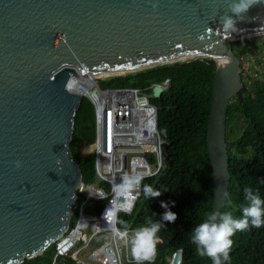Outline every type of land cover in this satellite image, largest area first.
<instances>
[{
	"label": "water",
	"instance_id": "water-1",
	"mask_svg": "<svg viewBox=\"0 0 264 264\" xmlns=\"http://www.w3.org/2000/svg\"><path fill=\"white\" fill-rule=\"evenodd\" d=\"M230 2L0 0V264L40 255L69 231L83 183L71 140L87 95L82 88L95 76L203 57L217 61L207 142L212 211L222 210L231 179L227 110L243 88L232 42L264 35V2L242 18L231 13ZM225 13L236 31L223 30ZM165 89L158 84L150 96ZM167 149L165 142L166 159Z\"/></svg>",
	"mask_w": 264,
	"mask_h": 264
},
{
	"label": "trees",
	"instance_id": "trees-1",
	"mask_svg": "<svg viewBox=\"0 0 264 264\" xmlns=\"http://www.w3.org/2000/svg\"><path fill=\"white\" fill-rule=\"evenodd\" d=\"M232 47L240 56L253 48L263 50L264 54V35L235 40ZM216 68V60L203 57L158 64L98 80L101 88L133 87L146 93H152L154 85L169 81L168 88L159 97L150 98L158 107V126L165 130L169 157L157 174L144 178L142 182V186L147 183L168 191L150 199L142 191L133 213L123 216L121 224L137 228L149 217L160 219L165 211L160 201L168 202L171 210L176 212V220L165 221L167 227L158 233L159 242L152 264H168L169 257L177 249L182 250L181 264H212L210 257L196 253L190 235L193 226L212 211L214 203L207 127ZM243 84L227 110L231 204L225 200L221 210H231L236 217L241 216V208L247 204L243 192L245 186L264 196V76L251 83L244 80ZM96 133L94 104L84 96L75 117L71 149L82 170L83 182L88 184L96 182L95 152L82 154L81 148L92 144ZM104 204L105 200H99L87 206L85 213L96 214ZM78 212L79 208L72 215L70 228L74 226ZM231 239L230 259L224 264H264V226L250 225L243 231H236ZM55 252L56 243H53L42 254L20 264H78L71 257L56 262Z\"/></svg>",
	"mask_w": 264,
	"mask_h": 264
},
{
	"label": "built area",
	"instance_id": "built-area-1",
	"mask_svg": "<svg viewBox=\"0 0 264 264\" xmlns=\"http://www.w3.org/2000/svg\"><path fill=\"white\" fill-rule=\"evenodd\" d=\"M258 50L253 48L240 56L243 81L251 83L264 76L263 54L258 55ZM253 64L258 66V72L253 69ZM168 82L161 85L167 89ZM85 94L91 97L95 108L97 133L93 151L96 182H100L101 187L84 182L79 186L84 197L78 205V216L74 226L56 243L55 256L71 257L78 264H138L131 250V239L138 227L121 224L123 216L133 213L143 181L140 188L133 190L130 199L128 196L121 198L130 211L122 210L112 220H106L103 213L113 195L114 182L110 175L118 176L116 171H119L121 178L124 173L139 167V170L143 169L139 173L146 178L157 174L164 166L162 146L166 142V133L158 126V107L150 101L152 93L140 92L133 87L96 86ZM152 144L156 147L154 151L145 150ZM97 193L105 198H99ZM99 200H105L103 208L96 214H86L85 208ZM181 261L182 250L177 249L169 257L168 264H181Z\"/></svg>",
	"mask_w": 264,
	"mask_h": 264
},
{
	"label": "clouds",
	"instance_id": "clouds-1",
	"mask_svg": "<svg viewBox=\"0 0 264 264\" xmlns=\"http://www.w3.org/2000/svg\"><path fill=\"white\" fill-rule=\"evenodd\" d=\"M257 2H264V0H231L228 7L236 17L242 18L243 14ZM221 21L225 32L236 31L235 20L232 15L225 13L221 17ZM164 158L163 154V164ZM15 163L17 167L20 166V161ZM143 179L144 176L141 173L132 171L124 173L119 183L112 184L113 195L109 201V206L103 213L106 220H112L122 210L130 211V207L121 198L131 195L133 190L140 188ZM142 191L143 195L150 199L160 196L162 191H168V189L156 188L145 183L142 186ZM243 192L247 204L241 208V216H234L231 210L211 211L204 220L191 229L190 240L196 245V253L200 256L210 257L212 264H224L230 259L229 253L233 243L231 237L236 231H243L250 225L256 228L264 226V196H261L258 190L253 191V188L248 186L244 187ZM96 195L101 199L105 198L99 193ZM225 198L228 204H231L227 192H225ZM171 203L174 204L175 201ZM160 206L165 209L160 219L147 218L146 222L139 226L132 236L131 250L138 264L154 259L159 242L158 233L162 228L167 227L164 222H174L177 218L176 212L171 210L168 202L160 201ZM152 215L156 216V213L152 212Z\"/></svg>",
	"mask_w": 264,
	"mask_h": 264
},
{
	"label": "bare ground",
	"instance_id": "bare-ground-1",
	"mask_svg": "<svg viewBox=\"0 0 264 264\" xmlns=\"http://www.w3.org/2000/svg\"><path fill=\"white\" fill-rule=\"evenodd\" d=\"M224 59V57H221V56H219V57H217V60L218 61H221V60H223ZM98 76H95L92 80H90V81H88V82H85V84H84V86H83V88H82V93H88L89 92V90L90 89H92L93 87H96V83H95V79L97 78ZM145 147H148V145L147 146H144V148ZM154 149H156V147H155V145L154 144H152L149 148H147V149H145V150H148V151H154ZM155 152H158V151H155ZM143 169H140L139 170V167H136L135 168V171H137V172H140V171H142ZM148 170V169H147ZM116 174L118 175V176H115V175H110V177L112 178V182H114V183H119L120 182V173H119V171H116ZM118 177V178H117ZM82 196V199H83V197H84V195L83 194H81L80 192H79V196ZM123 199H124V197H122ZM131 198V196L129 195L128 196V199H130ZM80 203V202H79ZM62 259V258H61Z\"/></svg>",
	"mask_w": 264,
	"mask_h": 264
},
{
	"label": "rangeland",
	"instance_id": "rangeland-1",
	"mask_svg": "<svg viewBox=\"0 0 264 264\" xmlns=\"http://www.w3.org/2000/svg\"><path fill=\"white\" fill-rule=\"evenodd\" d=\"M262 36V35H261ZM258 55H261V54H263V50H258ZM263 61H264V54H263ZM252 67H253V69H255L257 72L259 71V68H258V66L256 65V64H253L252 65ZM100 79H106V78H104V77H97L96 78V80H100ZM168 85H169V82H168V84H167V88H168ZM90 100H91V97L90 96H87ZM93 149H94V144H85V145H83L82 146V148H81V153L82 154H85V153H89V152H93ZM166 162V160H165V158H164V163ZM94 186L95 187H99L100 186V182H96L95 184H94ZM101 187V186H100ZM91 232V231H90ZM93 245V244H92ZM92 245H91V247H92ZM91 247H90V249H89V251L88 252H90V250H91ZM124 261H125V257H124ZM126 264H131V263H126ZM143 264H152V261H145V262H143Z\"/></svg>",
	"mask_w": 264,
	"mask_h": 264
}]
</instances>
